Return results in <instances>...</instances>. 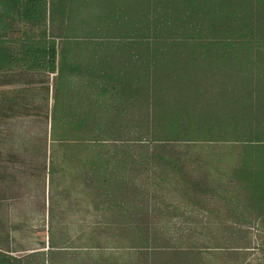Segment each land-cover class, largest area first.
Masks as SVG:
<instances>
[{
  "label": "rangeland",
  "instance_id": "obj_1",
  "mask_svg": "<svg viewBox=\"0 0 264 264\" xmlns=\"http://www.w3.org/2000/svg\"><path fill=\"white\" fill-rule=\"evenodd\" d=\"M161 3L47 0L57 71L0 73V250L19 264H264V95L215 63L143 70L130 9ZM31 33L0 0V37Z\"/></svg>",
  "mask_w": 264,
  "mask_h": 264
},
{
  "label": "trees",
  "instance_id": "obj_2",
  "mask_svg": "<svg viewBox=\"0 0 264 264\" xmlns=\"http://www.w3.org/2000/svg\"><path fill=\"white\" fill-rule=\"evenodd\" d=\"M46 1L21 0L22 19L31 25L32 33L19 39L23 45L0 37V73L11 76L22 68L44 73L57 71V46L41 22ZM181 1L183 6L177 0H169V9L161 3L154 17L149 16L151 6L128 8L132 15H129L131 26L125 29L126 33L141 35L144 39L153 37L152 41L141 43L143 70L149 71L147 67L151 64L159 69L169 61V71H179L180 78L187 62L194 70L215 63L217 68L233 69L237 79L243 78L242 85L250 88L247 89L250 96L254 90L259 96L264 95V0ZM37 29L39 32L34 33ZM167 35L169 41L165 40ZM160 57L167 59L165 63L162 64ZM128 87L126 82L125 88ZM256 102L264 107V102ZM0 264H19V261L0 250Z\"/></svg>",
  "mask_w": 264,
  "mask_h": 264
}]
</instances>
